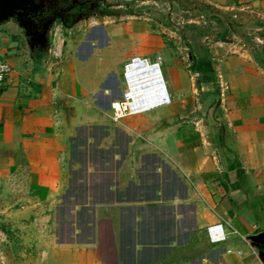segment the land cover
Here are the masks:
<instances>
[{
	"label": "crops",
	"instance_id": "1",
	"mask_svg": "<svg viewBox=\"0 0 264 264\" xmlns=\"http://www.w3.org/2000/svg\"><path fill=\"white\" fill-rule=\"evenodd\" d=\"M206 1L223 12L252 2L264 18V0ZM61 26L57 64L13 21L0 24L12 68L0 89V178L24 174L55 206L53 264H264V70L237 48L187 61L153 40L144 52L161 56L170 102L114 124L118 74L144 28ZM203 60L211 72L192 69ZM216 223L236 233L210 244Z\"/></svg>",
	"mask_w": 264,
	"mask_h": 264
},
{
	"label": "rangeland",
	"instance_id": "2",
	"mask_svg": "<svg viewBox=\"0 0 264 264\" xmlns=\"http://www.w3.org/2000/svg\"><path fill=\"white\" fill-rule=\"evenodd\" d=\"M79 2H83L80 20L131 22L143 27L146 40L136 44L138 55L149 56L144 49L148 50L153 40H162L187 61L207 57L214 47L237 48L264 70V18L257 11L262 8L252 2L229 12L216 9L206 0ZM13 22L17 24L15 19ZM123 73L124 66L118 74L124 90ZM46 200L40 190L29 186L24 174L0 178V264H53L49 251L55 244V206ZM261 245L264 247V238Z\"/></svg>",
	"mask_w": 264,
	"mask_h": 264
},
{
	"label": "built area",
	"instance_id": "3",
	"mask_svg": "<svg viewBox=\"0 0 264 264\" xmlns=\"http://www.w3.org/2000/svg\"><path fill=\"white\" fill-rule=\"evenodd\" d=\"M61 28V24H58L52 32V39L58 41V43H52L51 56L56 59L57 64L61 59L60 52L57 49L63 44V39L60 38ZM161 65L162 58L158 55L153 59L141 55H136L129 59L124 65L123 78L125 88L122 97L110 106L112 123L116 124L125 117L137 116L169 104L170 96L166 89ZM11 72V66L5 60L0 59V89L5 85ZM136 78L143 81L144 85L141 88L134 84L133 80ZM157 93L160 96L159 100L156 99ZM205 231L208 241L213 245L225 243L230 235L236 233V231L228 233L220 223L207 226ZM226 253L230 254L232 251L226 250Z\"/></svg>",
	"mask_w": 264,
	"mask_h": 264
},
{
	"label": "water",
	"instance_id": "4",
	"mask_svg": "<svg viewBox=\"0 0 264 264\" xmlns=\"http://www.w3.org/2000/svg\"><path fill=\"white\" fill-rule=\"evenodd\" d=\"M50 3V0H0V24H3L8 21L16 20L17 25L22 29L24 35L28 38V33L26 32V22L22 21V17H28L32 10L36 9H44ZM80 17L76 18L79 19ZM56 18L48 21L43 30L38 31V34L35 38V41L38 42L36 47L41 48L45 53V57H49L48 61L52 58L51 56V47L52 42L50 38H52V28L56 23ZM59 22L62 24L61 20ZM28 45L33 48V44L31 43V39L27 41ZM39 46V47H38ZM264 238V234L257 237L256 239ZM260 258L264 262V252L259 253Z\"/></svg>",
	"mask_w": 264,
	"mask_h": 264
},
{
	"label": "flooded vegetation",
	"instance_id": "5",
	"mask_svg": "<svg viewBox=\"0 0 264 264\" xmlns=\"http://www.w3.org/2000/svg\"><path fill=\"white\" fill-rule=\"evenodd\" d=\"M82 3L79 0H50L44 9L32 10L28 17H22V21L27 24L26 32L33 46L36 47L38 43L35 41L38 31L43 30L48 21L56 18V21L66 23L78 18L82 11Z\"/></svg>",
	"mask_w": 264,
	"mask_h": 264
},
{
	"label": "trees",
	"instance_id": "6",
	"mask_svg": "<svg viewBox=\"0 0 264 264\" xmlns=\"http://www.w3.org/2000/svg\"><path fill=\"white\" fill-rule=\"evenodd\" d=\"M192 69H193V70H196V71H199V72L202 71V70H204V71H209V72L212 71V68H211V65H210L209 61H206V60L199 61V62L197 63V66L194 65V66L192 67ZM263 252H264V249H263Z\"/></svg>",
	"mask_w": 264,
	"mask_h": 264
},
{
	"label": "bare ground",
	"instance_id": "7",
	"mask_svg": "<svg viewBox=\"0 0 264 264\" xmlns=\"http://www.w3.org/2000/svg\"><path fill=\"white\" fill-rule=\"evenodd\" d=\"M134 81V84H136L137 85V87H142L144 84H143V81L142 80H140L139 78H136L135 80H133ZM156 99L157 100H159L160 99V96H158V93H157V95H156Z\"/></svg>",
	"mask_w": 264,
	"mask_h": 264
}]
</instances>
